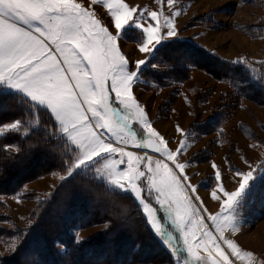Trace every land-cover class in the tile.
<instances>
[{
    "label": "snow or ice",
    "instance_id": "1",
    "mask_svg": "<svg viewBox=\"0 0 264 264\" xmlns=\"http://www.w3.org/2000/svg\"><path fill=\"white\" fill-rule=\"evenodd\" d=\"M167 2L172 6L175 0ZM101 3L106 5L112 18L113 31L78 0H0V86L25 96L33 109L47 110L55 128L49 134L58 136L64 155L74 157L71 163L65 162L67 175L104 161L102 167L96 169L97 173L104 175L117 189L134 194L143 205L148 223L164 238L179 264H189V260L181 261L180 249L172 243L177 238L162 230L157 208L145 202L144 193L168 214L181 234L183 251L193 261L232 264L221 243L226 244L237 259L251 258V252L241 254L239 246L224 234L229 229L239 231L235 216L225 213L234 212L249 193L256 179L254 170L236 173L241 180L234 191H226L218 185L225 197L221 211L207 216L215 227L214 234L205 224L201 210L187 195L196 188L186 183L185 164L175 162L184 143L176 152L169 150L132 92L133 84L140 79L141 67L147 61H133L135 70H130L129 60L120 49V38L128 28L139 29L143 35L139 51L151 54L162 41L177 36L172 19L165 17L167 32L162 34L156 11L147 13L152 22L145 26L141 22L143 13L138 16V9L129 7L124 0H90L91 5ZM134 123L142 130L139 140L132 130ZM20 129L21 121L16 120L0 127V133ZM113 140L125 146L134 143L137 148L161 154L181 175L178 176L164 159L153 161L151 156H139L125 146L115 145ZM116 154L119 158H112ZM141 164L145 165L144 169ZM215 176L219 181V171ZM212 197L220 199L216 191L212 192ZM79 239L77 235V242ZM201 248L207 253L206 257L199 254ZM249 264H252L251 259Z\"/></svg>",
    "mask_w": 264,
    "mask_h": 264
},
{
    "label": "rangeland",
    "instance_id": "2",
    "mask_svg": "<svg viewBox=\"0 0 264 264\" xmlns=\"http://www.w3.org/2000/svg\"><path fill=\"white\" fill-rule=\"evenodd\" d=\"M78 2L91 8L102 24L108 27L109 31H113L112 18L105 4L91 5L90 0H78ZM124 2L129 7H136L138 16L143 13L141 22L145 26L152 22L147 13L156 11L162 34L167 32V28L164 27L165 17L172 19L177 36L168 38L162 43L175 38L187 39L205 49L217 52L227 60L248 65L257 76H264V0H175L172 6H169L167 0H124ZM176 12H179V15H175ZM142 40L141 31L134 27L128 28L119 40L121 52L129 60L130 70H135L133 61H148L154 53L139 51V43ZM137 83L133 84V95L144 109L151 126L159 133V137H163L166 141L167 148L176 152L181 143H184L185 147L177 153L175 162L185 164L183 175L187 177L186 183L196 188L194 193L189 191L187 195L192 199L193 205L201 210L200 214L205 217V224L215 234V227L207 216L221 211L225 197L219 191L218 185H222L226 191H234L241 180L236 173L254 170L256 179L252 182L250 189L252 190L264 175V104L247 98L238 84L217 80L201 69L193 70L185 81L156 90L145 89ZM0 91L20 94L3 86H0ZM36 118L31 123L21 121V129L24 133L28 132L26 126H39ZM132 130L137 133L139 140L142 134L140 126L134 123ZM2 134L4 133H0ZM159 137L154 139L158 141ZM113 143L117 146H125L120 145L119 141L113 140ZM125 147L139 156H149L140 153L134 143H129ZM151 157L153 161L164 159L178 176L181 175L179 170L174 168L173 163L167 161L161 154ZM112 158L118 159L119 156L116 154ZM103 163L104 161H100L92 164L86 169L73 172L72 175L82 171L105 182L109 188L123 192L110 185L104 175L97 173L96 169L101 168ZM144 167L145 165L141 164V168ZM217 171L220 173L219 181L215 176ZM68 176L67 173L58 172L40 176L25 184L17 194L2 196L1 199L6 202L7 209H0V214L6 212L11 216L12 221L26 226L30 213L38 201L53 192L55 187ZM213 191L220 196L219 200L212 197ZM130 194L134 197V194ZM248 194L234 212L225 213L235 216L239 231L229 229L224 235L239 246L241 254L251 252L253 255L244 260L237 259L231 255L232 250L221 243V247L229 254L232 264H249L250 259L252 264H264V205L255 207L253 204L256 208L255 214L248 211L247 202H253L247 198ZM143 195L146 203L157 208V218L162 230L171 232L177 238L172 243L180 249L181 261L187 258L189 264H201L193 261L183 251L181 234L176 231L168 214L160 209L152 197L147 196L146 193ZM134 199L143 211V205L139 204L135 197ZM143 214L147 219V214L144 212ZM2 224L11 226V223ZM149 226L151 227L150 224ZM102 228L103 225H92L71 229V232L76 240L78 235L79 242H82L97 234ZM151 229L170 253L171 260L158 263L148 260L125 264H179L164 238L155 233L152 227ZM12 246V242L6 243L5 239H0V252L4 255L11 252ZM60 248L65 250L62 245ZM198 251L201 256H207L203 248ZM217 259L220 257L217 256ZM203 264H212V262L206 260Z\"/></svg>",
    "mask_w": 264,
    "mask_h": 264
},
{
    "label": "trees",
    "instance_id": "3",
    "mask_svg": "<svg viewBox=\"0 0 264 264\" xmlns=\"http://www.w3.org/2000/svg\"><path fill=\"white\" fill-rule=\"evenodd\" d=\"M195 69L204 70L217 80L238 84L247 98L264 104V76H257L248 65L234 63L187 39H171L156 47L141 69L137 85L156 90L187 80ZM35 118L39 126H26L27 133L20 129L0 135V209H7L2 196L17 194L37 177L67 173L65 162L74 159L63 154L58 136L49 134L55 128L47 110L33 109L20 94L0 91V126L16 120L31 123ZM247 198L253 202H247L246 207L255 214V207L264 205V175ZM92 225L103 228L77 242L71 229ZM0 239L13 243L9 254L0 252V264H125L171 260L134 197L115 191L82 171L66 177L53 192L41 198L26 226L12 221L8 213H1Z\"/></svg>",
    "mask_w": 264,
    "mask_h": 264
},
{
    "label": "bare ground",
    "instance_id": "4",
    "mask_svg": "<svg viewBox=\"0 0 264 264\" xmlns=\"http://www.w3.org/2000/svg\"><path fill=\"white\" fill-rule=\"evenodd\" d=\"M139 152L142 153V154H147L149 156H156L158 155L157 153L151 151V150H146V149H143V148H138Z\"/></svg>",
    "mask_w": 264,
    "mask_h": 264
}]
</instances>
